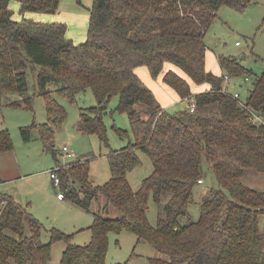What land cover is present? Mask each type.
Masks as SVG:
<instances>
[{"label": "trees", "instance_id": "obj_1", "mask_svg": "<svg viewBox=\"0 0 264 264\" xmlns=\"http://www.w3.org/2000/svg\"><path fill=\"white\" fill-rule=\"evenodd\" d=\"M250 1L92 0L87 37L75 44L64 23L30 16L56 14L59 0H0V107L4 94L26 93V69L37 68L48 119L40 131L57 162L51 170L59 178V192L93 216L87 244H73L70 234L55 228L42 242V224L1 194L0 264H49L57 241L65 243L59 264H105L109 233L123 231L161 255L148 258L149 264H264V187L243 181L250 170L264 173V67L242 100L222 88L223 75L237 79L249 73L237 58L217 57L220 75L205 66L204 38L219 7L242 9ZM138 67L160 76L182 101H194V111L163 108L136 74ZM49 81L60 83L56 92L70 101L92 92L96 105L80 109L79 130L104 142L102 113L118 97L114 110L126 113L129 130L114 129L128 143L107 155L105 183L90 181L88 160L78 158L67 167L59 163L52 139L66 113L45 89ZM190 82L210 87L192 95ZM22 135L27 138L25 130ZM11 149L8 131L0 128V154ZM138 152L149 157L152 171L134 190L127 174L139 164ZM204 163L218 188L204 197L199 218L191 221L189 206L195 185L203 183ZM100 195L105 204L92 211ZM149 199L158 207L155 226L147 216Z\"/></svg>", "mask_w": 264, "mask_h": 264}, {"label": "rangeland", "instance_id": "obj_2", "mask_svg": "<svg viewBox=\"0 0 264 264\" xmlns=\"http://www.w3.org/2000/svg\"><path fill=\"white\" fill-rule=\"evenodd\" d=\"M91 4L92 0H59L56 14L32 15H38L47 22L64 23L67 37L78 44L85 41L87 37L88 8L91 7ZM10 8L13 11L14 19H21L22 16L18 12L19 5L13 2ZM25 15L28 17L29 14ZM204 42L207 47L205 66L208 71L219 74L217 57L223 55L237 58L249 72L235 78V84L228 85L230 92H238L242 100L246 99L247 90L251 88L253 78L259 75L264 67V0H251L242 9L226 5L220 6L217 16L208 27ZM139 68L146 69L145 67ZM145 71L143 83L152 91L163 108L170 113L188 109L191 100L182 101L162 82L160 76L153 78L149 70ZM37 75V68L33 70L31 66H28L26 69V93L20 95L16 92H8L2 99L0 128L8 131L12 149L0 154V168H2L3 180H5L0 183V195L13 197L42 224V242L49 241L50 230L55 228L70 234L71 243L84 245L91 239L88 228L92 224L93 216L67 199L63 201L57 199L56 195L61 189L52 185L50 177V170L55 168L57 162L40 131L41 126L46 124L48 119L45 98L39 91ZM244 76L249 79L244 81ZM59 85L60 83L54 81L45 84V89L50 91V95L63 107L66 113L63 123L55 128L52 141L57 150L59 147L68 146L74 153V158H67L58 152L57 159L65 167L69 162L78 158L88 160L90 181L94 185H101L110 178L107 155L110 151L119 150L128 143V139L119 137L114 129L117 127L129 130L128 117L126 113L114 110L118 103V97L114 96L102 113L106 126V142L100 140L94 133L85 134L79 130V115L80 109L96 105L92 92L88 89L85 93L78 94L75 101H70L56 92ZM191 93L192 95L197 93L196 85H191ZM27 100L29 104H27ZM15 102L18 105H11ZM22 130L26 131V139L22 135ZM138 156L139 164L127 174V180L134 190L139 188L142 179L152 171L149 157L142 152H138ZM206 165L204 163L203 183L196 184L193 189V202L189 206L188 215L191 221L199 218L200 206L204 197L209 194L210 190L218 188L215 174ZM243 181L251 188L262 189L264 173L250 170L245 174ZM148 203V220L151 225L155 226L158 207L152 199H149ZM104 204L105 199L100 195L99 201L92 202L91 210L97 211L99 205ZM114 214L117 212L115 211ZM187 218H183L182 222H185ZM261 228L264 230V218L261 219ZM64 249V242H53L49 264H59ZM132 253L135 256L131 257ZM158 256L161 255L149 244L136 243V236L130 232L123 231L120 234L109 233L108 235L105 264L122 262L149 264L148 258Z\"/></svg>", "mask_w": 264, "mask_h": 264}, {"label": "built area", "instance_id": "obj_3", "mask_svg": "<svg viewBox=\"0 0 264 264\" xmlns=\"http://www.w3.org/2000/svg\"><path fill=\"white\" fill-rule=\"evenodd\" d=\"M247 80H248V77H245L244 78V81H247ZM222 81H223V84H222L223 85V87H222L223 88V91H226V92L231 93L233 95V97L236 98V99H241L240 98V94L238 92H230L228 90V85L229 84H235L234 83L235 78H232V77H230L228 75H223L222 76ZM188 109H189L190 112H193L194 111V109H195V102L194 101L191 100L189 102V108ZM58 152H60L63 156H65L67 158H74V153L66 145L63 146L62 148L59 147L58 148ZM50 177H51L54 185L56 187H58L59 186V178L57 177L56 173H54L52 170H50ZM57 197L59 199H63V194L61 192H59L57 194Z\"/></svg>", "mask_w": 264, "mask_h": 264}, {"label": "crops", "instance_id": "obj_4", "mask_svg": "<svg viewBox=\"0 0 264 264\" xmlns=\"http://www.w3.org/2000/svg\"><path fill=\"white\" fill-rule=\"evenodd\" d=\"M30 16H32L35 20H42L38 15H30ZM39 17V18H38ZM167 68H169V67H167ZM146 69H143V68H136L135 69V72H136V74L138 75V77H140V79L143 81V79H145L144 77H145V75H146V71H145ZM178 72V74L179 75H183L180 71H177ZM216 75H219V74H221V70H220V68H219V74L218 73H215ZM147 78V77H146ZM148 79V78H147ZM147 83V82H146ZM191 83V85H196V84H194V83H192V82H190ZM190 85V86H191ZM210 86L208 85V84H203V85H196V91H197V93L198 92H200L201 90H203V89H206V88H209ZM169 88V87H168ZM198 88H200L201 90H199ZM170 89V88H169ZM170 90H172V89H170ZM173 91V90H172ZM0 178L3 180L4 178H3V175H2V168H0ZM3 181H5V180H3ZM2 181V182H3ZM1 182V183H2ZM57 196V195H56ZM57 199H58V201H63L64 200V198L63 199H59L58 197H57Z\"/></svg>", "mask_w": 264, "mask_h": 264}]
</instances>
